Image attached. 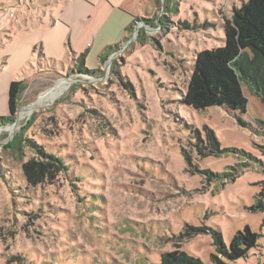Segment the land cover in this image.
<instances>
[{"label": "rangeland", "instance_id": "obj_1", "mask_svg": "<svg viewBox=\"0 0 264 264\" xmlns=\"http://www.w3.org/2000/svg\"><path fill=\"white\" fill-rule=\"evenodd\" d=\"M243 1L131 0L143 19L126 12L116 37L104 0H0V115L21 82L0 125V264H160L174 249L213 264L210 230L228 244L245 225L257 246L228 264H264L263 102L243 83L242 110L181 103ZM29 162L42 181L26 182Z\"/></svg>", "mask_w": 264, "mask_h": 264}, {"label": "trees", "instance_id": "obj_2", "mask_svg": "<svg viewBox=\"0 0 264 264\" xmlns=\"http://www.w3.org/2000/svg\"><path fill=\"white\" fill-rule=\"evenodd\" d=\"M223 32L224 38L221 46L198 51L193 58L186 88L181 94V103L192 109L204 110L209 107L221 106L227 110H242L246 103L243 83L249 88L253 87L264 104V0H246L240 7H234L231 18L223 23ZM116 46H106L99 53L98 61L104 60ZM250 53L253 54V58L249 57ZM74 60L80 73L94 75L98 71V68L88 69L85 66L82 53ZM259 69L260 71H258ZM20 85L19 80L9 82L7 89L8 113L0 115V125H6L13 120L17 109ZM16 147L17 145L14 146V148ZM38 152L42 154L40 150ZM43 154L47 158L57 161L61 166L63 165V161L59 157ZM31 164L32 162H29L25 166L31 167ZM48 165L57 168L54 163L48 162ZM44 172L45 168L38 164L37 168L31 167V173L26 172L25 180L27 183L40 182ZM263 198L264 187L258 193L254 209H264ZM210 231L216 252L211 255L213 264H228V261L247 256L249 250L257 246L258 235L248 225L234 232L228 244L224 243L220 232L213 229ZM160 264L203 263L197 257L174 249L161 255Z\"/></svg>", "mask_w": 264, "mask_h": 264}, {"label": "crops", "instance_id": "obj_3", "mask_svg": "<svg viewBox=\"0 0 264 264\" xmlns=\"http://www.w3.org/2000/svg\"><path fill=\"white\" fill-rule=\"evenodd\" d=\"M67 1H70V0H67ZM130 1L131 0H104V3L110 9V13L120 19V21L117 22V23H114V22L111 23L112 30L115 31V33H116L115 36L116 37H118L121 34H124L125 31L127 30V24L129 23V19L128 18H130V17H129V15L126 12L132 14V18H134V19L135 18H140L137 15L135 16V13L131 12V10L128 9ZM140 19H143V18H140ZM95 39H96V36L94 35L93 36L94 42H95ZM106 46H108V45H105V47ZM100 52H102V51H100ZM99 53H98V55H99Z\"/></svg>", "mask_w": 264, "mask_h": 264}, {"label": "bare ground", "instance_id": "obj_4", "mask_svg": "<svg viewBox=\"0 0 264 264\" xmlns=\"http://www.w3.org/2000/svg\"><path fill=\"white\" fill-rule=\"evenodd\" d=\"M65 87V84L64 82H61L59 83L57 86H54L53 88H51L49 91H48V96L51 97V96H54L57 94L58 91H62Z\"/></svg>", "mask_w": 264, "mask_h": 264}]
</instances>
